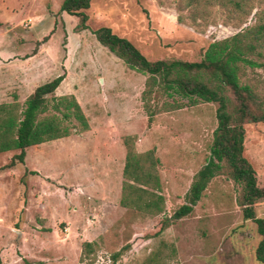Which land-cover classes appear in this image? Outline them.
<instances>
[{"label":"rangeland","instance_id":"rangeland-1","mask_svg":"<svg viewBox=\"0 0 264 264\" xmlns=\"http://www.w3.org/2000/svg\"><path fill=\"white\" fill-rule=\"evenodd\" d=\"M61 2L0 0V103L15 96L23 103L38 84L64 74L55 94H73L89 123L27 148L23 163L0 170V264H89L80 262L84 241L97 243L92 264H262L256 225L243 218L239 186L224 175L211 179L190 214L160 228L206 161L216 104L163 112L148 126L145 75L93 34L108 26L150 60L197 61L211 41L239 28L224 25L218 8L215 21L195 25L177 20L174 0H90L87 28L76 30L78 18L61 11ZM246 78L264 92L262 68L247 69ZM244 128V155L263 184L264 122ZM127 134L137 135L138 152L153 148L159 159L165 210L157 216L119 205ZM17 152L0 153V166ZM254 210L264 217V201Z\"/></svg>","mask_w":264,"mask_h":264},{"label":"trees","instance_id":"trees-1","mask_svg":"<svg viewBox=\"0 0 264 264\" xmlns=\"http://www.w3.org/2000/svg\"><path fill=\"white\" fill-rule=\"evenodd\" d=\"M174 4L181 12L177 16L179 22H213V9L218 8L224 15L222 23L239 29L211 41L197 61L150 60L110 27L101 26L93 31L99 44L129 69L145 75L140 98L148 126L154 116L163 112L199 103L216 104V126L206 161L193 175L184 202L171 216L162 219L160 228L190 214L211 179L224 175L239 186L236 202L243 218L256 225L260 240L255 258L264 264V217H257L254 210L257 202L264 201V183H259L254 167L244 155V125L264 122V92L246 78L247 69L264 70V0H174ZM89 7L90 0H62L60 5L61 11L78 18L76 30L87 28L85 10ZM63 79L64 74H58L43 81L23 103L16 96L10 102L0 103V153L18 150L0 170L23 163L26 149L31 146L89 129L76 97L71 93L55 94ZM137 138L136 134L122 137L125 155L119 205L138 216L153 217L165 210L159 159L153 148L138 152ZM96 245V241L82 243L81 263L92 264ZM125 249L126 246L112 254V260L118 259Z\"/></svg>","mask_w":264,"mask_h":264}]
</instances>
